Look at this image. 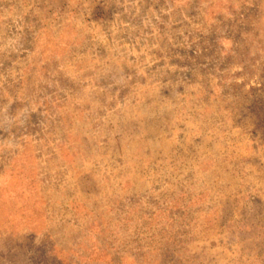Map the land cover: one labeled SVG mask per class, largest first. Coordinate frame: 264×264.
<instances>
[{"label": "rangeland", "instance_id": "rangeland-1", "mask_svg": "<svg viewBox=\"0 0 264 264\" xmlns=\"http://www.w3.org/2000/svg\"><path fill=\"white\" fill-rule=\"evenodd\" d=\"M0 264H264V0H0Z\"/></svg>", "mask_w": 264, "mask_h": 264}]
</instances>
